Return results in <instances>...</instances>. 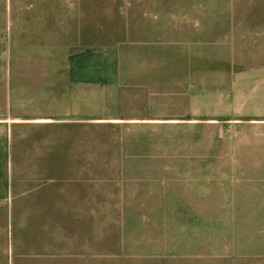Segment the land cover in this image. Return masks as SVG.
Masks as SVG:
<instances>
[{
  "label": "crops",
  "instance_id": "obj_1",
  "mask_svg": "<svg viewBox=\"0 0 264 264\" xmlns=\"http://www.w3.org/2000/svg\"><path fill=\"white\" fill-rule=\"evenodd\" d=\"M124 1L0 0V264H110L93 223L112 167L187 207L246 176L230 206L264 208V0L149 19Z\"/></svg>",
  "mask_w": 264,
  "mask_h": 264
},
{
  "label": "rangeland",
  "instance_id": "obj_2",
  "mask_svg": "<svg viewBox=\"0 0 264 264\" xmlns=\"http://www.w3.org/2000/svg\"><path fill=\"white\" fill-rule=\"evenodd\" d=\"M188 1L124 3L128 14L149 9V19L156 10L161 13L165 9H173L178 17ZM206 7L232 9L234 0H206ZM230 18L217 13L208 15L207 23L217 24L212 35L218 36L216 29L230 27L231 22L226 21ZM228 124V132L235 133L236 128ZM182 146L175 144V150H182ZM101 147L107 145L96 144V150ZM111 147L116 150L118 145ZM118 171L112 167L111 175L94 177V246L96 253L104 248L105 261L109 257L110 264H264V208L230 206L248 199L249 177L209 176L207 206L187 207V193L179 189V184L144 186L136 183L141 177L119 175ZM178 178L182 177H159L164 183ZM162 187L174 190H157Z\"/></svg>",
  "mask_w": 264,
  "mask_h": 264
}]
</instances>
